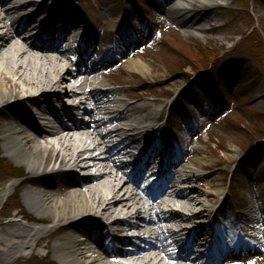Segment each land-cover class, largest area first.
<instances>
[{
  "label": "bare ground",
  "instance_id": "6f19581e",
  "mask_svg": "<svg viewBox=\"0 0 264 264\" xmlns=\"http://www.w3.org/2000/svg\"><path fill=\"white\" fill-rule=\"evenodd\" d=\"M2 1L0 110L4 109V113L0 151L5 156L0 157V163L7 166L0 164V170L15 181L0 185V197L5 202L10 190L26 187L20 195L23 205L17 203L8 209L14 211L15 219L5 224L0 218V263L14 264L42 247L56 264H113V260L129 257H134L138 264H161L158 258L170 250L166 248L157 254L160 245L156 242L178 236L174 249L187 257L194 252L200 254L191 264H210L208 259L214 256H209V252L215 247L209 240L216 231L211 228L213 210L207 203L219 202L228 189L218 186L205 193L194 187L202 177L174 154L176 145L168 142L166 130L162 132L169 119L162 126L159 124L166 114L162 116L157 108L148 109L144 103L116 98L120 90L103 88L105 84L92 72L90 61H75L72 46L81 48V44L87 43L83 33L86 27L81 26L76 8L67 0ZM163 2L162 14L176 21L190 19L189 27L203 23L197 16H190L187 6L175 5L174 0ZM165 6H170V10ZM91 28L87 35L96 40ZM112 31L119 34L117 26ZM23 34L26 36L21 40ZM52 40L70 48L68 53L73 61L59 64L52 59L45 46ZM115 40L128 57L131 50H126L127 37L117 35ZM91 55L93 60L95 54ZM123 59L124 67L133 74L152 72L141 58ZM127 95L134 99L130 93ZM105 115L108 120L100 123L101 119L106 120L101 118ZM43 116L54 118L55 125L49 131L37 123ZM166 143V150L159 149L160 144ZM121 154L142 172L151 161L152 166L166 163L160 171L167 183L154 204L136 195L139 183L133 178L134 170L124 176L115 172L113 157ZM191 162L202 169L211 165L200 154ZM251 187H244L246 206L258 216ZM6 210H0V216H7ZM224 213L229 215L231 211ZM91 216L106 222H96L89 219ZM24 220L52 227H25L21 224ZM255 222L256 235L264 236L259 222ZM162 224L170 227L164 229ZM63 226L67 232L55 238ZM128 233L138 235L139 239L132 250L125 248L130 244L129 235H125ZM53 238L55 241L50 244ZM230 259L237 260V256ZM240 261L234 263L249 264Z\"/></svg>",
  "mask_w": 264,
  "mask_h": 264
},
{
  "label": "rangeland",
  "instance_id": "374dc122",
  "mask_svg": "<svg viewBox=\"0 0 264 264\" xmlns=\"http://www.w3.org/2000/svg\"><path fill=\"white\" fill-rule=\"evenodd\" d=\"M67 1L76 8L81 26L86 27L84 35L92 27L91 31L98 36L97 43L86 47L89 54H97L92 72L101 73L98 75L105 84L103 88L120 90L116 98L144 103L148 109L157 108L162 116L170 113L169 123L162 126V132H170L168 142L174 139L183 148L176 155L202 177L194 187L205 193L218 186L228 189L219 202L207 203L213 210L211 220L231 210L248 223V217L253 216L246 206L245 184L254 188L258 207L264 205V0H215L225 5L191 11L190 16L203 21L191 27L190 19L176 21L162 14L160 5L164 0ZM169 7L166 8L170 10ZM130 21L138 32L144 30L140 34L142 40L129 33ZM120 24L126 26L124 30L130 36L133 49L130 56L141 58L152 69L149 74H133L117 58H103L114 46L113 26ZM3 113L4 109L0 110V118ZM189 113L195 124L188 118ZM166 146L167 143L159 147L166 149ZM2 148L0 139L1 151ZM197 154L210 160L211 165L206 169L193 165L191 158ZM4 156L0 153V157ZM14 179L0 170V185L8 186ZM25 187L10 190L5 202L0 197L3 202L0 210L9 212L15 204L23 205L20 195ZM13 212L7 217L0 216L2 222L7 224L15 219ZM263 214L264 209L260 211ZM93 218L96 222H106L103 218ZM21 224L52 227V224L36 225L25 220ZM252 224L250 220L249 229ZM66 229H58L55 238L65 234ZM262 242L264 239L255 241V251L260 252L258 264L264 261ZM246 258L253 264L250 253ZM14 264L56 263L47 256V250L37 247L34 255Z\"/></svg>",
  "mask_w": 264,
  "mask_h": 264
},
{
  "label": "snow or ice",
  "instance_id": "6c2138e0",
  "mask_svg": "<svg viewBox=\"0 0 264 264\" xmlns=\"http://www.w3.org/2000/svg\"><path fill=\"white\" fill-rule=\"evenodd\" d=\"M253 264H254V262H253Z\"/></svg>",
  "mask_w": 264,
  "mask_h": 264
},
{
  "label": "trees",
  "instance_id": "16d2710c",
  "mask_svg": "<svg viewBox=\"0 0 264 264\" xmlns=\"http://www.w3.org/2000/svg\"><path fill=\"white\" fill-rule=\"evenodd\" d=\"M0 164H2V163H0Z\"/></svg>",
  "mask_w": 264,
  "mask_h": 264
}]
</instances>
